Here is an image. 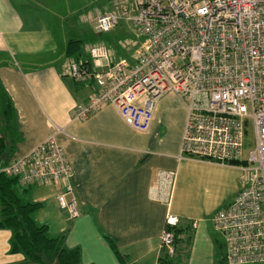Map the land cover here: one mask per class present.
<instances>
[{
    "label": "crops",
    "instance_id": "crops-1",
    "mask_svg": "<svg viewBox=\"0 0 264 264\" xmlns=\"http://www.w3.org/2000/svg\"><path fill=\"white\" fill-rule=\"evenodd\" d=\"M53 1L0 0V86L15 113V129L6 136L7 157L0 164L53 138L69 161L79 211L68 220L56 187L32 186L23 196L40 203L34 220L47 225L52 237L63 236L66 248H79L82 264H217L223 240L211 220L236 197L245 175L241 165L181 155L187 108L173 93L154 101L144 132L125 124L110 105L84 120L73 119L74 107L88 102L97 88L66 73V62L76 60L66 55L67 46L80 42L81 57H88L83 36L97 33L96 16L106 9L76 21L73 10L62 16L53 10ZM70 21L74 34L67 33ZM125 27L134 32L121 20L104 40L112 60L131 56L123 46L127 35L118 33ZM129 40H136L135 34ZM1 125L0 119V132ZM159 171L176 173L169 205L149 197ZM168 213L179 219L171 263L161 260L160 249ZM11 237V230L0 228V264H35L10 252Z\"/></svg>",
    "mask_w": 264,
    "mask_h": 264
},
{
    "label": "built area",
    "instance_id": "built-area-1",
    "mask_svg": "<svg viewBox=\"0 0 264 264\" xmlns=\"http://www.w3.org/2000/svg\"><path fill=\"white\" fill-rule=\"evenodd\" d=\"M128 3L123 0V4ZM121 20L136 40L124 42L130 58L112 60L105 44L89 48L88 62L68 60L66 73L96 86L95 94L74 107L84 120L104 106L114 107L132 129L144 132L153 119L154 101L173 93L187 108L181 155L241 165L245 173L234 200L212 217L222 237L226 264L264 263V0H138L134 10L105 11L96 31L106 34ZM251 120L254 145L244 156V129ZM20 188L56 187L68 220L79 216L71 167L53 138L0 167ZM175 171H159L149 197L169 205ZM167 214L160 249L174 255Z\"/></svg>",
    "mask_w": 264,
    "mask_h": 264
},
{
    "label": "trees",
    "instance_id": "trees-1",
    "mask_svg": "<svg viewBox=\"0 0 264 264\" xmlns=\"http://www.w3.org/2000/svg\"><path fill=\"white\" fill-rule=\"evenodd\" d=\"M66 55L69 58L74 57L76 60H84L85 63L89 60L88 57H81L80 42L74 40L69 41ZM1 58L0 54V62ZM0 119L2 123L0 132L1 163L7 157L6 136H12L15 129L13 105L1 86ZM2 166H6V164H0V167ZM27 190L28 188L19 187L16 178L0 174V228L9 229L12 232L10 252L22 254L25 260L35 264H82L79 248H66L63 236L52 237L47 225L38 224L34 220L33 214L39 209L40 203L26 201L23 195ZM178 225L179 222L171 229L174 234V255L176 243L179 241ZM161 252V260L171 263L166 251L161 250ZM217 264H226L223 250L219 252Z\"/></svg>",
    "mask_w": 264,
    "mask_h": 264
},
{
    "label": "rangeland",
    "instance_id": "rangeland-1",
    "mask_svg": "<svg viewBox=\"0 0 264 264\" xmlns=\"http://www.w3.org/2000/svg\"><path fill=\"white\" fill-rule=\"evenodd\" d=\"M128 3L123 4V0H56L52 3V9L56 10L59 15H69L70 10H73L72 14L73 16H76L75 20L78 21V17L81 15H85L97 12V9H106V11H120L123 7H126L130 10H134L136 7V4L138 0H127ZM72 21L68 22L66 27L67 33H73L72 31ZM54 25V24H53ZM87 31V30H86ZM125 31V32H123ZM110 33V32H109ZM109 33L106 34H97L91 32L88 36H83V39H86L87 44H83V49H86L85 45H89L90 48L93 44L99 43V44H105L104 41L107 37L110 36ZM118 33H124L125 36L127 35L125 41H128L131 37H134V32L132 29L127 28H121L120 32ZM85 37V38H84ZM97 41V42H94ZM124 41V42H125ZM254 145V130L252 126L251 120H247L245 124L244 129V153L247 155V153L252 149ZM25 200H27V197H24ZM51 236H53L54 232L50 231ZM222 242V240H221Z\"/></svg>",
    "mask_w": 264,
    "mask_h": 264
}]
</instances>
